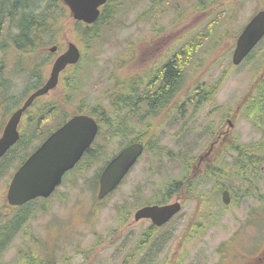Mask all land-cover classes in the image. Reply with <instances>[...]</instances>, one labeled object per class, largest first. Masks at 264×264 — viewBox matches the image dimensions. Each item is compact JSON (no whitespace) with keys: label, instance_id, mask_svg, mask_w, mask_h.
I'll use <instances>...</instances> for the list:
<instances>
[{"label":"rangeland","instance_id":"1","mask_svg":"<svg viewBox=\"0 0 264 264\" xmlns=\"http://www.w3.org/2000/svg\"><path fill=\"white\" fill-rule=\"evenodd\" d=\"M263 5L260 0H164L163 6L159 0H123L113 23L101 24L102 38L88 47L76 42L72 16L65 20L57 41L40 51L50 59L43 82L56 55L69 41L77 44L81 58L60 74L46 99L32 103L24 114L20 135L24 129L27 136L32 127L37 128L33 137L27 136L31 145L25 151L18 146L6 153V158L0 157V169L4 168L0 173V210L4 214L10 212L6 192L21 164L18 160L31 154L64 117L78 113L80 107H108L117 80L127 83L136 77L143 83L150 70L162 61L166 64L181 48H189L175 59L181 64L182 82L161 113L154 118L144 114L145 120L123 126L128 137L114 135L105 123L100 124L93 158H83L50 197L38 198L24 209L30 211L29 217L0 257V264H16L32 254L57 264H138L145 251L139 241L151 222L135 221L133 214L142 203L158 197V189L177 180H185L186 185L178 187L169 202L178 199L182 208L157 226L161 228L157 235L163 232L165 243H159L161 250L154 264H264V160L258 162L253 174L244 173L254 179L244 196L234 151L235 145L264 139V124L255 125L241 112L263 71V48L258 43L250 59L238 65L231 62L237 36ZM15 33L5 19L0 25V109L7 108L3 110L6 116L33 85L19 65L22 68L26 58L35 53L25 55L17 50L12 44ZM54 45L57 49L51 52ZM76 69L77 77L72 75ZM67 85L73 92L69 97L64 93ZM133 137L148 141V147L122 183L98 201L97 179L102 168L125 146L121 147V142ZM209 167H219L223 173L206 177ZM218 182L222 184L220 193L211 211L204 213L197 193ZM223 185L235 190L236 196ZM224 189L230 193L228 204L222 201ZM135 250L139 251L137 260Z\"/></svg>","mask_w":264,"mask_h":264},{"label":"trees","instance_id":"2","mask_svg":"<svg viewBox=\"0 0 264 264\" xmlns=\"http://www.w3.org/2000/svg\"><path fill=\"white\" fill-rule=\"evenodd\" d=\"M159 1L163 6L164 0ZM260 1L264 4V0ZM122 2L123 0H106L105 4L102 5L100 9L99 17L91 24H86L80 21L73 22L76 31V42H78L80 46L83 45L85 47H88L90 44L97 43L103 36L104 27H101V24H106L105 26H108L113 23V19L117 16V13H119ZM70 18V11L62 0H0V25L5 19H7L16 30V33L12 38L13 46L17 50L22 51L25 55L35 53L32 58H26V62H24V66L22 65V68L21 65H19V71L23 73L25 77L33 80V85L28 90L37 88L45 79V69L50 59L48 55L43 54L40 51L46 48L49 44H53L57 41L56 39H58L63 32L66 22L65 20ZM259 44L260 47L263 48L261 51L264 53V38L259 42ZM38 49L39 53L37 52ZM255 50H257V48L253 49L246 59H250L253 55V51ZM187 51H190L189 48H181V50L176 52L175 55H172L166 64L162 61L157 69H154L153 71L150 70L148 74L144 76L146 81L143 83L138 81L136 77L127 83L117 80L114 90L108 96V107L102 108V106H89L86 109L80 107V110L76 114L86 113L92 115L99 122V124L102 125L105 123L108 129L113 131L114 135H118L120 133L123 139L128 137L127 131L123 128L125 124L132 122L133 120L136 122L145 120V117L148 115L154 118L153 115L161 113L165 106L168 107L171 104V101L177 94L180 83L182 82V72L179 68L181 67V64L179 65L175 59L182 57L184 52ZM69 68L70 67L62 73L67 72ZM78 73L79 71L76 69L72 75H76L77 77ZM65 88L64 93L66 97L73 95V92L67 90L68 85L65 86ZM20 102H17L16 107L21 104ZM163 104L164 106H162ZM141 112L144 113L142 114ZM241 112L255 125L264 124V68L257 78L252 91L243 101ZM64 118L57 125V127L68 117ZM36 129V126L32 127L29 131L31 133L27 136H30V138L33 137ZM24 131L25 132L21 133L18 141L7 151V153L14 152L18 146H21L20 150L25 151L27 147L31 145L27 136H25L26 130L24 129ZM43 139L44 137L38 141L34 149ZM133 141L142 143L144 145V149L149 145L148 141L138 137H133L130 140L121 142L120 146L122 147ZM234 151L237 154L236 159L238 160L236 169L240 170L237 174V178L238 181L242 182V189L245 188L244 196H247L246 193L252 186V183H254V179L247 178L244 173L248 172L249 174H253V171L257 168L258 162L264 160V139L252 144L235 145ZM29 154L30 153H25V155L21 157V160H18V164L22 163ZM6 155H4L3 158H6ZM83 158L87 159V154H85V157L83 156ZM5 160L6 165L9 162H7L8 159ZM3 170L4 168H1L0 173ZM205 173L206 177L210 176L211 178L212 176L216 177L223 172H220L219 167L217 169L215 167H209L206 169ZM190 182L191 181H188L187 183ZM185 183V180L182 182L179 180L168 182L167 186L158 189V197L153 198L152 201L142 203L141 205L152 203L164 204L169 202L170 198L176 190H178V187L186 185ZM221 185L222 184L218 182L213 188L201 193L199 192V194L197 193L200 199L198 203H200L201 208L203 205L204 213H209L211 211L210 207L212 203L215 202V199H217V195L220 193L219 186ZM223 187L227 188L228 186L223 185ZM229 189L231 188L228 187V190ZM232 192L235 197L237 192L235 190H232ZM240 199H242V197H240ZM33 201L34 200L29 201L16 208L8 207L10 212L13 211L11 213L8 212L4 214L2 210H0V257L6 251L16 234L23 228V225L27 221L30 214V211L24 209L28 208L29 204ZM206 209H208V211H206ZM160 229L161 228L151 224L147 230L143 231L139 242L142 244L145 251L142 253L143 256L140 255L142 257L140 261H138V264L155 263V256L161 250L159 243H165L163 240L164 233L162 232L161 236L160 234L157 235V232ZM164 239L166 240V238ZM138 253L139 251L135 250L133 256L136 257ZM135 260H137V257ZM16 264L57 263L51 258L45 259L43 255L32 254L24 255L22 261L16 262Z\"/></svg>","mask_w":264,"mask_h":264},{"label":"water","instance_id":"3","mask_svg":"<svg viewBox=\"0 0 264 264\" xmlns=\"http://www.w3.org/2000/svg\"><path fill=\"white\" fill-rule=\"evenodd\" d=\"M76 21L93 23L100 14V7L106 0H62ZM264 37V8L258 10L243 26L235 41L231 62L240 64L252 49ZM57 46L49 48L55 52ZM81 53L73 42L53 60L45 82L32 91L17 108L0 136V157L18 140V124L22 113L39 96L47 94L58 83L60 73L70 65L77 63ZM98 122L86 113L74 114L48 137L25 159L14 172L6 192V201L10 206H20L37 197L47 198L62 181L63 175L74 167L84 151L90 146L98 133ZM144 151V145L133 141L122 147L104 166L99 176L96 197L105 198L123 180ZM224 204L230 202V193L222 191ZM178 199L164 204H148L139 207L133 214L135 221L150 219L154 226L168 222L181 210Z\"/></svg>","mask_w":264,"mask_h":264},{"label":"flooded vegetation","instance_id":"4","mask_svg":"<svg viewBox=\"0 0 264 264\" xmlns=\"http://www.w3.org/2000/svg\"><path fill=\"white\" fill-rule=\"evenodd\" d=\"M44 83V82H43ZM1 96V95H0ZM48 95L47 94H45V95H42V96H39V97H37L32 103H34V102H37L39 99L40 100H42V99H46V97H47ZM1 98V97H0ZM43 102H46V100H44ZM32 105V104H31ZM29 106L23 113H22V115H21V118H20V121H19V124H18V127H17V129H18V132H19V138H20V125L22 124V122L25 120V118H23L24 117V114L27 112V111H29L33 106ZM0 106H1V104H0ZM21 106V104L19 105V106H17L16 108H14V110L8 115V116H6L5 114H7L6 112H3V110H5L6 111V107H3L2 109H0V135L2 134V132H3V128H4V126L6 125V123H7V121H8V119L10 118V116L12 115V113L17 109V108H19ZM162 106H164V104L162 105ZM5 115V116H4ZM43 115H44V113L43 114H41V116L39 117V121H37V122H39V123H41V121H40V118H41V120H42V117H43ZM72 116V115H71ZM68 119V118H67ZM66 119V120H67ZM5 120V121H4ZM65 120V121H66ZM98 122V121H97ZM27 123H29L28 121H26L25 122V124H27ZM64 123V122H63ZM62 123V124H63ZM62 124H60V125H62ZM98 124H99V122H98ZM59 125V126H60ZM58 126V127H59ZM99 126V129H100V124L98 125ZM52 132V131H51ZM50 132V133H51ZM99 132V131H98ZM49 133V134H50ZM48 134V135H49ZM47 135V136H48ZM47 136L38 144V146L47 138ZM218 136V135H217ZM96 137H97V135H96ZM96 137L94 138V140H93V142L90 144V146L84 151V153H83V155L81 156V158L79 159V161L74 165V167L72 168V169H70L69 171H67L65 174H64V176L62 177V181L61 182H63V178L69 173V172H71V171H73L74 169H76V167L78 166V164L80 163V161L83 159V156L85 157V154H87V156H88V159L89 160H91L92 158H93V155H94V148H93V144H94V141H95V139H96ZM223 140H224V138H222ZM37 146V147H38ZM86 152V153H85ZM104 168V167H103ZM102 168V169H103ZM102 171V170H101ZM101 173V172H100ZM99 176H100V174H99ZM97 182L99 183V177H98V179H97ZM97 186H98V184H97ZM152 224V223H151Z\"/></svg>","mask_w":264,"mask_h":264}]
</instances>
